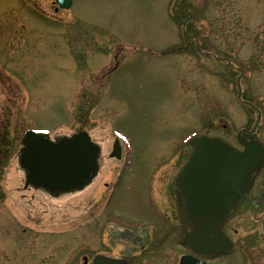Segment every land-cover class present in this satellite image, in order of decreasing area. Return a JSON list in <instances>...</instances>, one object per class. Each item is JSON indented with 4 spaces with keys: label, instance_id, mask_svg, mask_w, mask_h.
I'll return each mask as SVG.
<instances>
[{
    "label": "rangeland",
    "instance_id": "obj_1",
    "mask_svg": "<svg viewBox=\"0 0 264 264\" xmlns=\"http://www.w3.org/2000/svg\"><path fill=\"white\" fill-rule=\"evenodd\" d=\"M174 1L75 0L55 12L53 0H30L29 11L22 0H0V41L35 36L8 63L22 84L11 78L0 87V264H91L97 255L177 264L186 253L178 236L158 249L146 244V236L161 238L155 176L174 153L180 168L185 158L178 155L188 151L182 141L193 134L238 148L236 135L253 128L257 111L251 136L264 144V0H179L175 13L187 20L173 17ZM235 68L243 72L241 99L257 111L237 99ZM25 128H44L51 137L88 131L102 150L92 184L58 199L20 197ZM115 133L130 152L122 173L124 157H109ZM119 174L103 208L98 194ZM114 224L159 230L133 245L118 240ZM260 231L246 215L232 221L227 236L234 245L211 264H264L253 235Z\"/></svg>",
    "mask_w": 264,
    "mask_h": 264
},
{
    "label": "water",
    "instance_id": "obj_2",
    "mask_svg": "<svg viewBox=\"0 0 264 264\" xmlns=\"http://www.w3.org/2000/svg\"><path fill=\"white\" fill-rule=\"evenodd\" d=\"M55 2L62 9L71 4V0ZM237 142L241 151L218 138H193L188 159L175 178L182 241L198 254L217 256L231 248L222 225L245 199L253 176L264 168L263 145L246 141L240 134ZM20 144L17 162L25 186L40 188L53 197L84 189L97 173L100 149L85 132L51 141L45 133L27 131ZM111 156L118 157L116 145ZM91 264L127 263L97 256ZM179 264L205 263L183 256Z\"/></svg>",
    "mask_w": 264,
    "mask_h": 264
},
{
    "label": "flooded vegetation",
    "instance_id": "obj_3",
    "mask_svg": "<svg viewBox=\"0 0 264 264\" xmlns=\"http://www.w3.org/2000/svg\"><path fill=\"white\" fill-rule=\"evenodd\" d=\"M22 3L24 5L25 9L26 10L28 9V11H29V8L26 4H28V3L30 4V0H22ZM58 10H60V9L57 8V6L55 5L54 11L56 12ZM30 14H31V9H30ZM32 15H33V11H32ZM40 19H42V18L40 17ZM12 29L14 30L13 26H12ZM38 30L34 29L33 33L37 34ZM29 39H35V36L29 37L23 41L20 39H15V38H8L7 41L4 40V42L0 41V44H1L0 46H1V49L4 53L0 57V87H1V84H3V83L6 84V81L11 83L12 82L10 80L11 78H13V82L16 83L15 80L18 79V81L22 84L21 75L18 73V71L14 67L10 66L8 63L13 61L15 54H17L21 48H23L29 44ZM12 45H14V46L18 45L19 47L17 46V48L13 49V51H12L11 50ZM7 47H10L9 49L12 51L10 55H7V53L4 50V49H7ZM16 86H17V88L20 89V91H23L19 85H16ZM10 87L12 88V86L8 85V88H10ZM1 116H2V114L0 113V117ZM0 129H1V126H0ZM1 132L2 131H0V138H1ZM13 133H14V131H12V132L9 131V134H13ZM188 145H189V143L184 144V146L188 147V151L186 153L184 151H181L178 155V159L179 158H182V159L185 158V160H186V158L190 152V146H188ZM120 150H121V158H122L124 156L123 147H121ZM4 152L5 151H3L1 153V151H0V157L2 156L1 154H3ZM110 152H111V150H110ZM174 157H175V153H174L173 158ZM121 158L115 159V160L120 161ZM173 158L171 161L167 162V163H169V166H167V167L164 166L162 168V170L159 171L158 174L155 176V181H154L155 185L153 188L154 192H151L152 194L154 193L155 197L157 198V202L155 203L156 210H155V213L153 215V219H154V221H158V224L160 225V228H162V230L160 231V233H161L160 237L161 238L158 240L157 243H153L146 236V240H147L146 244L148 247H152L155 249H158L162 243H164L165 241L168 240V238H172L175 235L179 237V235H181V232H182V229L180 227L181 225H179L181 200L177 194V190H176L175 185H174V179H175V176H176L179 169H177V170L175 169L176 162L173 161L174 160ZM111 159H114V158H111ZM100 160L101 159H98V165L99 166H100ZM126 167H127V165H123L122 168H120V172L122 173L123 169H125ZM97 175H98V173H97ZM119 177H120V174L118 175L117 182H115L113 184H110L107 182L104 183V186H103L104 189L99 192V194H98L99 199H101L102 197L105 196L104 200H106V201L104 202L103 208L108 203L107 197L110 194H113L115 192V189H116L115 185H117ZM251 184L252 185H251V188L249 190V193H247L245 202L240 204V206H239L238 210L235 212V214L225 223L223 231L225 233H227L228 225L232 221L240 218L243 215H246V217L250 218L251 222L257 223L260 225V227H261L260 233L256 234V232H255L253 235H254L255 241L260 243L259 244L260 248L264 249V199L262 197L264 195V170H261L255 176L253 183H251ZM15 190L20 191V192L22 191V194L20 195V197L26 195L25 193L29 194V202H32V201L35 202V200L37 201L38 197L50 198L49 195L47 193H45L43 190L33 189L29 186L26 187V186H23V184H22V187L15 188ZM1 192H2V190L0 187V195H1ZM50 199H52V198H50ZM94 206L95 205L92 204L91 208H94ZM159 225H158V227H159ZM136 227L137 226L125 227L122 231L128 232L126 238L122 239V240L121 239H118V240L119 241H125L126 243L129 242L133 245H136V244H140L142 242V239L145 238L143 236V235H145L144 232H150V235L152 234V236H154L159 230V229H157L158 227H154L152 230L137 229ZM186 229H188V227ZM122 231L118 230L116 233V237H118V235L120 236L122 234ZM158 235H160V234H158ZM179 243L181 244L180 241H179ZM183 247L186 251V253H184V254H189L190 252L188 251V249L185 246H183ZM124 258H126V257L124 256Z\"/></svg>",
    "mask_w": 264,
    "mask_h": 264
}]
</instances>
